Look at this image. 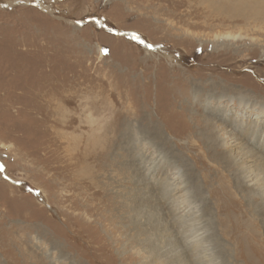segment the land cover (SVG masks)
Masks as SVG:
<instances>
[{"label":"rangeland","instance_id":"obj_1","mask_svg":"<svg viewBox=\"0 0 264 264\" xmlns=\"http://www.w3.org/2000/svg\"><path fill=\"white\" fill-rule=\"evenodd\" d=\"M234 5L0 0V264H264V9Z\"/></svg>","mask_w":264,"mask_h":264},{"label":"bare ground","instance_id":"obj_2","mask_svg":"<svg viewBox=\"0 0 264 264\" xmlns=\"http://www.w3.org/2000/svg\"><path fill=\"white\" fill-rule=\"evenodd\" d=\"M213 1V0H212ZM215 1V0H214ZM226 1V0H225ZM230 1V0H229ZM232 1V0H231ZM203 2V0H202ZM234 4L237 5V7L240 9H245V8H248L250 10V15L249 16H253V14H257V10H260V9H264V0H233ZM228 3V2H227ZM224 4V3H223ZM231 4V3H230ZM236 5H234L233 7H235L236 9ZM226 7V6H225ZM257 7V9H255ZM223 8V7H222ZM227 8V7H226ZM221 9V8H220ZM229 9V8H228ZM238 11V10H237ZM236 11V12H237ZM220 12V11H219ZM229 12V11H228ZM232 12V11H231ZM240 12V11H239ZM243 12V11H242ZM248 13V12H247ZM253 13V14H252ZM242 14V13H241ZM260 14V13H259ZM264 14V13H263ZM240 15V14H239ZM258 15V14H257ZM256 16V15H255ZM262 16V15H261ZM244 21V20H243ZM104 132V131H103ZM97 136V135H96ZM108 139V138H107ZM89 140V139H88ZM96 140V138H95ZM90 142V141H89ZM94 142V141H93ZM90 147V146H89ZM68 148V147H67ZM68 150V149H66ZM67 152V151H66ZM174 175V174H173ZM177 189V188H176ZM174 192V191H173ZM182 192V191H180ZM218 193V192H217ZM218 198V197H216ZM229 198V197H228ZM170 200V199H169ZM173 200V199H172ZM217 200V199H216ZM102 203H104V205L101 206V210L103 211H106V213L108 214V216L106 215V218H105V221H109V222H112L114 219H117V217L114 215L113 213V202L110 201H103ZM228 203V202H227ZM234 203V202H233ZM235 204V203H234ZM227 207V206H226ZM232 207V206H231ZM176 208V207H175ZM243 208V207H242ZM185 209V208H184ZM229 209V208H228ZM181 210V209H180ZM186 210V209H185ZM177 211V210H176ZM233 211V210H232ZM180 213V212H179ZM183 213V212H182ZM186 213H188L186 211ZM232 213V212H231ZM176 216V215H175ZM183 216V215H182ZM235 216V215H234ZM105 217V216H104ZM178 219V217H177ZM226 219V218H225ZM251 219V218H249ZM184 220V219H183ZM182 220V221H183ZM226 221V220H225ZM252 221V220H251ZM244 222V221H243ZM249 222V221H248ZM258 222V221H257ZM234 223V222H233ZM245 223V222H244ZM253 223V222H252ZM247 224V223H246ZM256 224V223H255ZM236 226V225H235ZM245 226V225H244ZM254 226V225H253ZM249 227V226H248ZM255 227V226H254ZM112 230V229H111ZM115 231V230H114ZM242 231V230H241ZM78 232V231H77ZM235 233V232H234ZM79 234V233H78ZM100 236V235H99ZM159 238V237H158ZM263 240V239H262ZM156 242V241H155ZM194 242V241H193ZM198 243V242H197ZM196 243V244H197ZM90 244V243H89ZM194 244V243H193ZM198 249V247H197ZM203 250V249H202ZM197 251V250H196ZM199 252V251H198ZM194 254V253H193ZM206 255V254H205ZM180 257V256H178ZM192 257V256H191ZM242 257V256H241ZM180 259V258H179ZM181 260V259H180ZM178 262V261H176ZM180 262V261H179Z\"/></svg>","mask_w":264,"mask_h":264}]
</instances>
